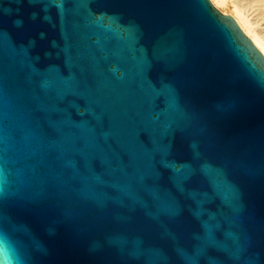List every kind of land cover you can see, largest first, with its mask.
Returning a JSON list of instances; mask_svg holds the SVG:
<instances>
[{"label": "water", "instance_id": "water-1", "mask_svg": "<svg viewBox=\"0 0 264 264\" xmlns=\"http://www.w3.org/2000/svg\"><path fill=\"white\" fill-rule=\"evenodd\" d=\"M0 264H264V60L209 0H0Z\"/></svg>", "mask_w": 264, "mask_h": 264}, {"label": "bare ground", "instance_id": "bare-ground-1", "mask_svg": "<svg viewBox=\"0 0 264 264\" xmlns=\"http://www.w3.org/2000/svg\"><path fill=\"white\" fill-rule=\"evenodd\" d=\"M232 19L264 60V0H211Z\"/></svg>", "mask_w": 264, "mask_h": 264}, {"label": "rangeland", "instance_id": "rangeland-1", "mask_svg": "<svg viewBox=\"0 0 264 264\" xmlns=\"http://www.w3.org/2000/svg\"><path fill=\"white\" fill-rule=\"evenodd\" d=\"M209 2H210V4L213 6V8H214L215 10H217L220 14H222L221 10H220L219 8L215 7V6L213 5V3L211 2V0H209Z\"/></svg>", "mask_w": 264, "mask_h": 264}]
</instances>
